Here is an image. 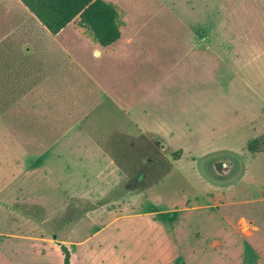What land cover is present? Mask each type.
I'll return each mask as SVG.
<instances>
[{
	"label": "rangeland",
	"instance_id": "obj_1",
	"mask_svg": "<svg viewBox=\"0 0 264 264\" xmlns=\"http://www.w3.org/2000/svg\"><path fill=\"white\" fill-rule=\"evenodd\" d=\"M103 1L121 39L96 59L78 18L53 36L0 0V264H63L61 246L71 264H264V131L219 132V84L150 87L152 31L217 23L219 3ZM170 98L187 113L158 121ZM220 155L235 172L207 178Z\"/></svg>",
	"mask_w": 264,
	"mask_h": 264
},
{
	"label": "crops",
	"instance_id": "obj_2",
	"mask_svg": "<svg viewBox=\"0 0 264 264\" xmlns=\"http://www.w3.org/2000/svg\"><path fill=\"white\" fill-rule=\"evenodd\" d=\"M217 3L214 13L218 16L217 23L211 21L210 15H207L210 22L202 23L206 20L205 12L199 23L180 22L184 28L182 34L178 33L180 36L170 31L164 38L156 29L152 31L151 91L160 93L165 83L168 87L219 84V132L223 136L231 130L252 132L257 123L264 131V0H217ZM172 17L178 20L173 14ZM102 48L94 51L96 59L104 54ZM173 104L171 98L164 101L161 108L153 111L155 118L169 120L173 109L180 116L187 113L185 98L179 107ZM153 126L166 134L160 125ZM93 145L97 152L92 159L106 160L114 167L100 147ZM106 207L96 209L102 211ZM150 208L152 214H160L159 209Z\"/></svg>",
	"mask_w": 264,
	"mask_h": 264
},
{
	"label": "trees",
	"instance_id": "obj_3",
	"mask_svg": "<svg viewBox=\"0 0 264 264\" xmlns=\"http://www.w3.org/2000/svg\"><path fill=\"white\" fill-rule=\"evenodd\" d=\"M50 35H58L78 18V24L86 29L95 43L107 47L117 42L121 36L116 8L103 0H19ZM253 154L264 150V143L252 141L247 146ZM176 157V155L174 156ZM163 176L154 179L153 184ZM63 264L70 263L66 247H60Z\"/></svg>",
	"mask_w": 264,
	"mask_h": 264
},
{
	"label": "flooded vegetation",
	"instance_id": "obj_4",
	"mask_svg": "<svg viewBox=\"0 0 264 264\" xmlns=\"http://www.w3.org/2000/svg\"><path fill=\"white\" fill-rule=\"evenodd\" d=\"M208 161L211 164V167L213 168V170L219 176L220 180H225V177L231 171L229 162H232L234 167L236 166L235 160L232 157L227 156V155L226 156H222V157L216 156L214 158H211ZM220 165H223V166L220 167Z\"/></svg>",
	"mask_w": 264,
	"mask_h": 264
},
{
	"label": "water",
	"instance_id": "obj_5",
	"mask_svg": "<svg viewBox=\"0 0 264 264\" xmlns=\"http://www.w3.org/2000/svg\"><path fill=\"white\" fill-rule=\"evenodd\" d=\"M220 156H224V155H220ZM204 168H203V171H204V174L207 178H211L213 180H220L219 179V176L217 175V173L213 170V168L211 167V164L209 163V161H206L204 164H203ZM223 165H220V167H222ZM235 172V169L233 170ZM233 171H230L228 173V175L225 177L228 178L230 177L234 172ZM135 183V180H129V184L132 185Z\"/></svg>",
	"mask_w": 264,
	"mask_h": 264
}]
</instances>
